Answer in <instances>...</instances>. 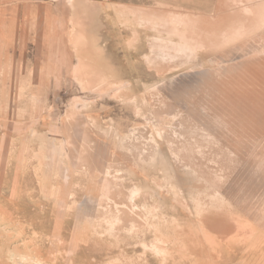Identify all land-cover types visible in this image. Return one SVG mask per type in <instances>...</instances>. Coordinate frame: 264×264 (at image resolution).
<instances>
[{"label": "rangeland", "instance_id": "1", "mask_svg": "<svg viewBox=\"0 0 264 264\" xmlns=\"http://www.w3.org/2000/svg\"><path fill=\"white\" fill-rule=\"evenodd\" d=\"M0 264H264V0H0Z\"/></svg>", "mask_w": 264, "mask_h": 264}, {"label": "bare ground", "instance_id": "2", "mask_svg": "<svg viewBox=\"0 0 264 264\" xmlns=\"http://www.w3.org/2000/svg\"><path fill=\"white\" fill-rule=\"evenodd\" d=\"M221 1H222V0H221ZM76 5H78V2L74 5V7H76ZM78 7H79V6H78ZM80 7H81V6H80ZM80 7H79V8H80ZM77 10H78V9H77ZM78 11H79V10H78ZM82 11H83V10H82ZM79 12H81V11H79ZM79 12H78V13H79ZM85 13H86V12H85ZM75 14H76V13H75ZM79 14H80V13H79ZM79 16H80V15H79ZM85 16H87V15H85ZM76 17H77V16H76ZM76 17H75V18H76ZM78 18H79V20H80V17H78ZM82 18H83V17H81V20H82ZM89 18H90V17H89ZM76 19H77V18H76ZM77 20H78V19H77ZM79 20H78V21H79ZM75 22H76V21H75ZM75 22H73V23H75ZM78 23H79V22H78ZM87 23H88V22H87ZM79 24H80V23H79ZM83 24L85 25L86 22L84 21ZM83 24H81V25L83 26ZM76 25H78V24L76 23ZM79 26H80V25H79ZM79 26H78V28H80ZM84 27H85V26H84ZM78 28H77V29H78ZM83 29H84V28H83ZM75 31H76V29H75ZM86 31H87V30H86ZM78 32L81 33L82 31H81V30H80V31H77L75 34H76V35L79 34ZM83 32H84V31H83ZM72 34H73V33H72ZM75 34H74V35H75ZM72 36H73V35H72ZM81 36H82V35H81ZM77 37H79V36H77ZM77 37H76V38H77ZM83 37H84V36H83ZM86 38H87V39H86ZM72 39H73V38H72ZM80 39H81V38H80ZM80 39H79V40H80ZM77 40H78V39H77ZM77 40H76V42H75L76 45L78 44V43H77ZM79 40H78V41H79ZM82 40H83V39H82ZM85 40H86V42H84V43H85V44L88 43V45H89V48H88V50H87V51H89V49L91 50V47H92V46H91L90 44H91L92 42H91V40H90V38H89L88 35L85 37ZM83 41H84V40H83ZM80 42H82V41L80 40ZM80 45H81V44H80ZM82 45H83V43H82ZM84 46H85V45H84ZM90 46H91V47H90ZM79 47H80V46H79ZM80 48H81V47H80ZM84 50H85V49H84ZM225 51H226V50H225ZM90 52L92 53V51H90ZM88 58H89V57H88ZM89 60H91V59H89ZM79 63H81V60H80ZM83 63H84V62H83ZM85 63L87 64V62H85ZM75 64H76V63H75ZM81 64H82V63H81ZM81 64H80V65H81ZM86 64H85V65H86ZM93 64H94V63H93ZM80 65H79V66H80ZM87 65H89V64H87ZM81 66H82V65H81ZM81 66H80V67H81ZM76 67H77V66H76ZM80 67H79V68H80ZM83 67H84V66H83ZM83 67H82V68H83ZM96 67H97V66H96ZM83 69H84V68H83ZM85 69H86V68H85ZM74 70H76V69H74ZM81 70H82V69L80 68V70H79L80 73H81ZM83 71H85V70H83ZM85 73H86V72H85ZM106 83H107V82H106ZM156 115H157V114H156ZM50 145H51V144H50ZM54 146H55V145H54ZM53 153H54V152H53ZM51 156H52V155H51ZM56 164H57V163H56ZM200 175H201V174H200ZM62 176H63V175H62ZM109 195H110V194H109ZM63 201H64V200H63Z\"/></svg>", "mask_w": 264, "mask_h": 264}]
</instances>
